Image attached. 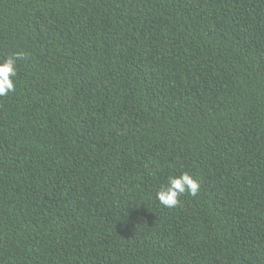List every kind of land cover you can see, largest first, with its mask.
Instances as JSON below:
<instances>
[{
	"label": "trees",
	"instance_id": "trees-1",
	"mask_svg": "<svg viewBox=\"0 0 264 264\" xmlns=\"http://www.w3.org/2000/svg\"><path fill=\"white\" fill-rule=\"evenodd\" d=\"M15 53L0 264H264V0H0Z\"/></svg>",
	"mask_w": 264,
	"mask_h": 264
},
{
	"label": "clouds",
	"instance_id": "clouds-1",
	"mask_svg": "<svg viewBox=\"0 0 264 264\" xmlns=\"http://www.w3.org/2000/svg\"><path fill=\"white\" fill-rule=\"evenodd\" d=\"M24 57L23 53H15L0 61V96L14 91L16 64ZM200 190L199 181L188 172H181L168 178L167 184L156 191V199L165 207H176L179 197L187 194L195 196Z\"/></svg>",
	"mask_w": 264,
	"mask_h": 264
}]
</instances>
